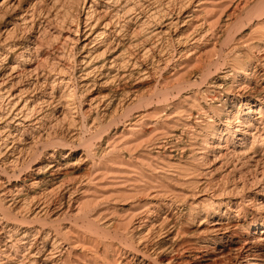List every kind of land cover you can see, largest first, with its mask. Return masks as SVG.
Here are the masks:
<instances>
[{
	"label": "bare ground",
	"instance_id": "bare-ground-1",
	"mask_svg": "<svg viewBox=\"0 0 264 264\" xmlns=\"http://www.w3.org/2000/svg\"><path fill=\"white\" fill-rule=\"evenodd\" d=\"M73 2L55 24V0H0V264H263L264 0H224L236 15L221 24L205 14L216 0ZM253 20L255 38H236ZM162 37L177 43L168 55ZM225 46L236 55L219 73L213 53ZM159 74L162 89L139 97L135 82ZM91 87L106 94L85 107ZM155 98L156 121H130ZM113 111L105 135L96 120ZM81 169L86 178L70 181ZM23 210L39 220L75 213L95 236L38 230Z\"/></svg>",
	"mask_w": 264,
	"mask_h": 264
},
{
	"label": "rangeland",
	"instance_id": "rangeland-1",
	"mask_svg": "<svg viewBox=\"0 0 264 264\" xmlns=\"http://www.w3.org/2000/svg\"><path fill=\"white\" fill-rule=\"evenodd\" d=\"M64 1V2H63ZM73 1H75V0H55V5H56V12H57V15H58V19L59 20H57L56 22H55V24L58 22V21H60V19H61V17H63L64 15H65V13H66V11H69V8L68 7H71L70 5L71 4H73L74 2ZM170 0H165V3L167 4L168 2H169ZM224 0H216V2H218L219 4H216L215 5V7H211V9H209L208 11L209 12H206L205 14H206V16L207 17H209L210 19V21L212 22H214L215 23V21H217L218 19H219V23L221 24V23H223V22H225V20L227 19V17H229V16H231L232 18L234 17V15H236V13L234 14V11H233V7H232V5H233V3L231 4V5H228L229 3L228 2H223ZM222 2V3H221ZM65 3V4H64ZM225 5V6H224ZM220 6V7H219ZM59 7H61V8H59ZM72 7H73V5H72ZM221 7H223V8H221ZM232 7V8H231ZM216 8H218L217 10H216ZM66 10V11H65ZM192 10H194L193 8H189V9H187L186 11H185V13H186V15H185V17L186 16H190V14H191V11ZM190 11V12H189ZM188 12V13H187ZM208 13V14H207ZM218 18V19H217ZM213 19V20H212ZM263 19H264V17H263ZM224 20V21H223ZM256 21L257 20H253V21H251L252 23H247L245 26H243L244 28H242L241 27V29H239L238 28V30L235 32V35H236V38H242L243 39V41L244 40H248V39H251V37L252 38H255V35L254 34H256V33H254L255 32V30L254 31H252L253 29H254V26H253V22H255L256 23ZM218 22V21H217ZM182 25V24H181ZM251 26V27H250ZM64 31V30H63ZM253 33V34H252ZM63 34L64 35H68L69 34V32H67L66 31V29H65V31L63 32ZM251 34V35H250ZM257 35V34H256ZM132 37V36H131ZM249 37V38H248ZM123 38V37H122ZM163 38V37H162ZM245 38V39H244ZM164 39V38H163ZM166 37H165V39L163 40V41H160L159 39H156L155 38V40L154 41H156V42H159V44L161 43V42H163L164 44H160V46L162 45V47L163 48H160V49H163V50H161V52H163L162 53V55H165V54H167L168 55V53L170 52V53H172L173 51H172V49L174 50L175 48H172L171 46H173V47H176L177 46V43H173V45H171L170 44V47H169V44H168V42L166 41ZM56 40V41H55ZM55 40H53L51 43H48V45L47 44H45V46H44V48H43V52L44 53H47V52H51V51H53V49L54 48H57V46H58V44H59V41L57 40V39H55ZM58 41V42H57ZM50 44V45H49ZM166 44V45H165ZM164 45V46H163ZM231 46V45H230ZM230 46H225V48L226 49H224V53L221 55L220 53H219V51H217V52H215V53H213V55H214V57H213V59H215V60H218L220 57H222V59L224 60V61H222V63L220 64V67H219V73L220 72H223V71H227L228 69V66L231 64V58H232V56H235L236 55V53L235 54H232V52H234V51H230L231 50V47ZM82 46L81 45H79V47H78V50L76 49L75 51H74V53L76 54V52H77V54H76V56L79 58L80 57V55H82V53H84V52H82V48H81ZM177 48V47H176ZM133 50V49H132ZM218 50V49H217ZM227 50V51H226ZM46 51V52H45ZM126 51V50H125ZM172 51V52H171ZM78 52H80V53H78ZM82 52V53H81ZM124 52V51H123ZM124 53H126V52H124ZM79 54V55H78ZM217 55H221V56H217ZM230 57H229V56ZM227 56V58L228 59H225L224 57H226ZM230 58V59H229ZM175 60V59H174ZM50 61V60H49ZM227 61V62H226ZM50 63H52V61H50ZM230 63V64H229ZM224 64H226V66L224 65ZM229 64V65H228ZM215 72V70L213 69L212 70V74L214 75V74H216V73H214ZM217 75H220V74H218L217 73ZM215 76V75H214ZM160 74L159 75H157V76H152V77H150V79L149 78H147V80L145 79V80H139V82H135V86H134V89L136 90V92H137V95L139 96V97H150V95H152V94H154V93H156V90H160V89H162V87L164 86V84H161V82H162V80H161V78L162 77H160ZM160 79V80H159ZM264 77L262 78V81H261V83L263 84V86H261V87H264ZM148 80H150V81H148ZM141 81V82H140ZM142 81H145V82H143L142 83ZM147 81V82H146ZM138 87V88H137ZM92 88V90H87L86 92H85V94H84V97H85V99H84V97H83V101L85 100V103H84V105H85V107H86V105H88L89 103L88 102H90V99H94L95 98V95L96 96H98L97 98H101V97H103L105 94H106V92L104 91V90H99V88L100 87H98V88H93V87H91ZM91 88H89V89H91ZM91 94H90V93ZM93 92V93H92ZM97 92H100V93H97ZM105 92V93H104ZM86 93H89V94H86ZM88 96V97H87ZM92 97V98H90V97ZM90 98V99H89ZM97 98H95V99H97ZM89 100V101H88ZM158 100H160L159 98H155L154 99V103L152 104H149V105H146L145 107H141V108H138V109H136V110H133L132 111V113H133V115H132V113H131V118H130V121H132V120H134V118L136 119V118H138L137 116L139 115L140 117H143V118H145L144 120H145V122L147 121H156V119H157V117L158 116H156V115H154L155 114V108H157L158 106H159V102H158ZM162 100V99H161ZM172 101V100H171ZM173 102V101H172ZM87 103V104H86ZM163 103V102H162ZM164 104H166V103H164ZM161 105V104H160ZM163 105V104H162ZM113 110V109H112ZM111 110V111H112ZM115 110V109H114ZM153 113V114H152ZM141 114H143L142 116H141ZM118 115H120V112H116V111H113V113L111 114V115H109L108 116V118L106 117V118H101V119H98V120H96L97 121V124L98 123H101L102 125L103 124H105L104 126H105V130H104V132H103V134H109L110 136H111V134H113V131H114V129L116 128V123L114 122V118H117L118 117ZM115 116V117H114ZM112 117H114L113 118V120H112ZM129 123H126V125H128ZM125 125V126H126ZM66 128H69V127H66ZM78 127H76V128H74L75 130H78L77 129ZM122 127H120V129H121ZM74 129H73V127H71L69 130H73L74 131ZM106 131V132H105ZM82 133V132H81ZM84 133H86V132H83L82 133V136H84V135H87L88 136V134H84ZM102 134V135H103ZM105 135H103V138L102 139H105ZM53 140H54V142H58L60 139H59V137L58 136H55V135H53L52 137H51ZM101 139V140H102ZM104 140H102V143H104L105 144V141L103 142ZM99 143V140H95L94 141V145L95 146H97V144ZM77 144V146L79 145L78 143H76ZM76 144L74 145L75 147H77L76 146ZM37 148H39V149H43V147L44 146H42L43 144L42 143H38L37 142ZM81 148H84V149H82V151L85 153V154H87L88 153V149L87 148H85V147H83V146H80ZM51 149H56V148H51ZM58 149V148H57ZM87 150V151H86ZM155 150H158V149H155ZM260 150V151H259ZM264 148H262V149H260L259 147L257 148V152H258V154L259 155H262L264 152ZM138 152H141V150L140 149H138L137 151H135V153L136 154H138ZM161 161H163V159H161ZM86 164H88V162L86 163ZM84 170H78V171H75L74 173H73V175L71 174V177H69V180L71 181V180H73L72 182H74V181H79V180H82V179H84V178H86V173H85V171L83 172ZM221 171H223V170H218L217 171V175H220V177L222 176V175H224V174H222V172ZM218 172H220V173H218ZM252 174H249V175H247L248 176V178L251 176ZM74 176V177H73ZM188 178V177H187ZM186 178V179H187ZM184 180V179H183ZM182 181V180H181ZM180 181V182H181ZM235 181L237 182V179H235ZM231 182H233V179H232V181ZM182 183V182H181ZM257 183L255 182H251L250 183V185L249 186H247L246 187V189H247V191H249L248 193H256V192H258L259 190H260V188H259V186H260V184L259 185H256ZM177 188H178V191H180V192H183V191H185V192H187V191H189L188 190V187H184V186H180V185H178L177 186ZM182 190V191H181ZM246 191V192H247ZM190 192V191H189ZM235 193V192H234ZM238 194H240V192L238 193ZM235 195H236V193H235ZM262 195V194H261ZM264 195V194H263ZM172 195L170 194L168 197L170 198ZM139 198H141L142 200H143V202L144 201H150L151 199H150V197H145V198H143V195H141V197L140 196H138V199ZM133 199V198H132ZM130 200V197H128V198H126V200H124V201H119V202H117L116 203V205L118 206V208H120V207H124V208H127L128 207V205L129 204H131L132 203V201H134V200ZM140 199V201H142ZM145 199V200H144ZM249 200L251 201V202H249ZM253 201H252V199H248V200H245V203H244V206H242V208H244V210H246V209H248V210H246L247 211V215L249 216V218L252 216V215H255L256 213H254V212H252L251 211V209L253 208V206L255 205V204H257L258 203V198H257V202L256 201H254V202H256L255 204H254V202L252 203ZM100 206V207H99ZM99 206L97 205L96 207H95V210H93L92 212H91V214L89 215V217L90 218H92L93 217V219H95L96 217H97V214H100V212H103L105 209H106V206L103 204H99ZM251 211V212H250ZM18 213H20V212H18V211H15L14 212V214L15 215H18ZM25 213V215H23V217H25L26 218V223H28V224H30L31 225V227H33V228H36V229H38V230H41V231H44V232H47V233H52V234H55L56 232H61V234L62 233H65L67 230H68V228H70L71 226L72 227H75L76 226V229L77 230H79V231H81V232H83L84 234H85V236L86 237H94L95 235H94V233L92 232V231H89L88 230V219H83V218H80V216H78L77 217V219H75V221H74V215H75V213H73L72 215H65L64 213H57V214H54V215H52L50 218H45V220H43L44 218H41V220H39V219H36V218H34V215H32V216H30L29 217V215L28 214H26V211L25 210H23V214ZM174 213V211L173 212H171V214H173ZM58 214H60V215H58ZM63 215V216H62ZM0 217H1V219H3V221H5V220H7V218L6 217H4V214L1 212L0 213ZM254 216H252V218H253ZM24 218V219H25ZM13 219L14 218H12V219H10L9 221L11 222V223H13L14 221H13ZM18 220H21V218L20 217H18ZM39 222V223H38ZM41 222V223H40ZM76 223V224H75ZM74 225V226H73ZM202 230V229H201ZM200 229L199 230H195V228H193L192 229V233H191V237H200V231H201ZM252 231H254V229H252ZM258 231H261V229L259 228V230ZM114 233H112L111 234V238H114ZM59 241L61 242V243H66V241H65V238L63 237L62 238V236L61 235H59ZM110 238V236H108V238L107 239H109V240H112ZM260 259L261 260H263L264 259V255H262V257H260ZM99 262H102V258L100 259V261ZM263 262V264H264V261H262Z\"/></svg>",
	"mask_w": 264,
	"mask_h": 264
}]
</instances>
